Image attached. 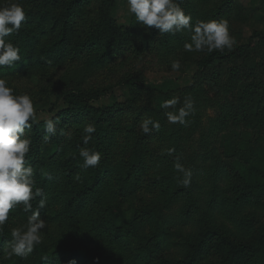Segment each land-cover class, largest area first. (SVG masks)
Instances as JSON below:
<instances>
[{
	"label": "rangeland",
	"instance_id": "1",
	"mask_svg": "<svg viewBox=\"0 0 264 264\" xmlns=\"http://www.w3.org/2000/svg\"><path fill=\"white\" fill-rule=\"evenodd\" d=\"M76 1L20 0L26 22L6 38L19 45L21 62L0 68V77L31 95L38 124L60 123L50 141L43 127L39 144L26 130L27 159L47 199L43 243L26 259L6 258L11 229L30 215L18 206L0 229V264H34L45 253L44 264H87V255L100 264H264V0H182L194 21L229 19L237 40L227 61L205 71L198 64L207 51L186 52V33L138 25L127 0ZM130 79L141 88L116 87ZM72 93L109 116L101 145L95 135L83 145L92 112L61 102ZM173 96L181 105L195 100L186 125L169 124L171 109L161 108ZM147 117L161 127L145 135ZM81 147L103 154L90 191L97 169L80 167ZM177 156L192 170L188 187L174 170Z\"/></svg>",
	"mask_w": 264,
	"mask_h": 264
},
{
	"label": "clouds",
	"instance_id": "2",
	"mask_svg": "<svg viewBox=\"0 0 264 264\" xmlns=\"http://www.w3.org/2000/svg\"><path fill=\"white\" fill-rule=\"evenodd\" d=\"M127 6L135 22L145 29H155L159 35L186 33L188 39L183 45L186 52L223 53L225 50L232 51L237 46V40L230 31L229 19L220 17L194 21L192 13L182 7V0H127ZM26 19L25 7L20 0H6L0 4V68H12L21 62L19 45L6 38L18 34ZM170 67L173 72L180 71V59L171 60ZM177 105H181L180 97L173 96L163 101L161 108L171 109L165 112L169 124L186 125L187 118L196 114L195 100L186 96L183 104L179 107ZM36 112L30 94H16L8 81L0 77V229L18 206L22 212L30 213L25 225L11 229V239L4 244V253L9 259L13 256L26 259L31 255L36 246L43 243L47 227L46 220L41 215V210L47 206V199L43 188L36 187L34 168L27 159L32 139L26 134V130L32 129L34 123H39ZM59 123L58 118L51 117L44 121L45 141L56 136ZM140 127L147 135L153 130L158 131L161 125L158 120L147 117L142 120ZM95 132L94 123L84 125L83 145L93 139ZM175 151V148H169L166 154L172 155ZM102 155L98 150L81 147L79 156L83 163L80 167L85 170L97 167ZM173 167L182 174L179 182L188 187L192 170L185 167L178 156ZM75 179L79 181V175ZM37 199L38 204L34 209L32 202ZM69 264H76V261H70Z\"/></svg>",
	"mask_w": 264,
	"mask_h": 264
},
{
	"label": "trees",
	"instance_id": "3",
	"mask_svg": "<svg viewBox=\"0 0 264 264\" xmlns=\"http://www.w3.org/2000/svg\"><path fill=\"white\" fill-rule=\"evenodd\" d=\"M80 0H77L74 2L75 4L78 3ZM232 54H228L226 52H213L211 54H207L198 64V67L201 71L208 70L215 65L227 61ZM239 56V55H238ZM237 56V57H238ZM236 57V55H235ZM140 83H138L136 80H124L123 82L119 83L116 87H120L121 89H134V88H141L139 86ZM114 88L110 87L107 88V91H112ZM95 99L88 98L85 94L82 93H72V94H67L63 98H61V102L65 104L68 107H73V108H79V109H89L92 112V123L95 124L96 126V132L93 133L95 135L96 140L98 141V145H101L103 143V138H104V131L102 125L107 121L108 115L105 114V109L103 108H96L93 105H91L92 101ZM55 110V109H54ZM43 125L34 123L33 128L30 129L31 131V136L32 139L36 142V144H39L43 140L42 138V130H43ZM134 165H130L128 168V176L131 177L133 175L134 171ZM96 171L91 175L90 180L88 181L91 186L87 190L90 191L91 189H95L99 185V178L98 175L100 173V169L98 166L96 167ZM88 193L86 194V196ZM119 219V216L117 215L114 220H104L103 225L105 226V229L108 228L109 223L117 222ZM46 254V253H45ZM45 254L38 255V258L34 264H44V260L48 259V257ZM87 264H97V260L94 259L93 257H89L87 255ZM98 264H100L98 262Z\"/></svg>",
	"mask_w": 264,
	"mask_h": 264
}]
</instances>
